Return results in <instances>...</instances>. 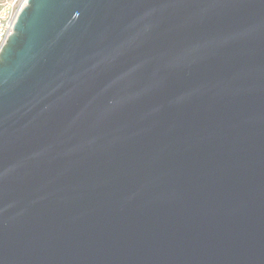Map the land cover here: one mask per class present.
I'll list each match as a JSON object with an SVG mask.
<instances>
[{
  "label": "water",
  "instance_id": "water-1",
  "mask_svg": "<svg viewBox=\"0 0 264 264\" xmlns=\"http://www.w3.org/2000/svg\"><path fill=\"white\" fill-rule=\"evenodd\" d=\"M0 264H264V0H29Z\"/></svg>",
  "mask_w": 264,
  "mask_h": 264
},
{
  "label": "built area",
  "instance_id": "built-area-1",
  "mask_svg": "<svg viewBox=\"0 0 264 264\" xmlns=\"http://www.w3.org/2000/svg\"><path fill=\"white\" fill-rule=\"evenodd\" d=\"M29 0H0V53Z\"/></svg>",
  "mask_w": 264,
  "mask_h": 264
}]
</instances>
